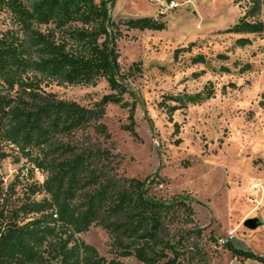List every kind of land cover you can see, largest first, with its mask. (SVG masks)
I'll use <instances>...</instances> for the list:
<instances>
[{"label":"trees","instance_id":"16d2710c","mask_svg":"<svg viewBox=\"0 0 264 264\" xmlns=\"http://www.w3.org/2000/svg\"><path fill=\"white\" fill-rule=\"evenodd\" d=\"M116 1L0 0V14L9 19V26L0 30V162L9 154L5 149L15 147L46 174L22 198H14L17 184L5 188L0 181V264H127L122 258L129 256L143 264H210L211 253L200 246L206 227L197 224L187 197L159 198L151 191L157 179L120 174L119 159L110 149L71 141L91 124L110 138L101 121L106 106H129L126 81L141 67L134 64L126 72L122 66L118 41L125 31L166 27L165 21L149 16L116 20L109 5ZM233 2L242 14L222 33L235 36L238 47L264 38V0ZM192 46L194 42L177 48L175 58L191 52ZM215 58L226 62L230 56L224 52ZM210 61L202 52L190 56L191 65L208 66ZM234 67L241 73L252 69L238 61ZM219 71L229 73L230 68L222 64ZM100 79L111 92L91 107L43 89L49 83L95 85ZM215 94L208 80L200 91L169 96L171 104H161L172 116ZM134 110L132 106L131 123L124 129L139 139ZM38 193L45 195L37 199ZM92 225H102L115 238L112 258L77 237ZM218 245L237 259L264 264V254L231 240Z\"/></svg>","mask_w":264,"mask_h":264},{"label":"rangeland","instance_id":"374dc122","mask_svg":"<svg viewBox=\"0 0 264 264\" xmlns=\"http://www.w3.org/2000/svg\"><path fill=\"white\" fill-rule=\"evenodd\" d=\"M109 5L116 20L149 16L165 21L166 27L132 29L119 39L124 70L139 64L141 71L135 69L126 81L124 98L129 106H106L101 121L111 137L91 124L77 131L73 140H62L110 149L119 159L120 174L157 179L151 191L159 198L187 197L197 224L206 227L200 246L211 253L210 264H263L237 259L217 243L231 240L237 247L264 254V38L238 47L235 36L222 33L242 14L233 0H117ZM8 26V14L1 13L0 30ZM191 42L195 43L192 51L175 58V50ZM199 52L211 59L208 66L190 64V56ZM224 52L229 60L215 58ZM235 61L250 63L252 69L241 73ZM222 64L230 68L229 73L219 71ZM202 69L204 74L195 75ZM208 80L214 84V97L189 104L172 116L162 106L163 101L171 104L169 96L200 91ZM43 89L88 107L111 92L105 79L95 85L49 83ZM132 106L139 139L124 129L131 123ZM5 150L9 154L0 162V181L5 188L17 184L14 198H22L29 185L43 183L46 174L15 147ZM249 218L258 219L256 228L245 225ZM77 237L112 258L115 238L102 225H92ZM122 260L143 264L134 256Z\"/></svg>","mask_w":264,"mask_h":264},{"label":"water","instance_id":"95a60500","mask_svg":"<svg viewBox=\"0 0 264 264\" xmlns=\"http://www.w3.org/2000/svg\"><path fill=\"white\" fill-rule=\"evenodd\" d=\"M257 218H249V219H246L245 221V225L249 228H256L258 223H257Z\"/></svg>","mask_w":264,"mask_h":264},{"label":"bare ground","instance_id":"6f19581e","mask_svg":"<svg viewBox=\"0 0 264 264\" xmlns=\"http://www.w3.org/2000/svg\"><path fill=\"white\" fill-rule=\"evenodd\" d=\"M253 175V174H252ZM258 182V181H257Z\"/></svg>","mask_w":264,"mask_h":264}]
</instances>
